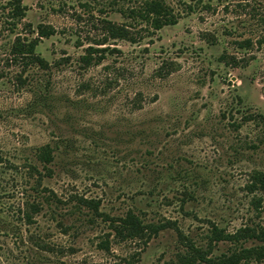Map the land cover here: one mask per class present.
I'll return each mask as SVG.
<instances>
[{
    "label": "rangeland",
    "instance_id": "rangeland-1",
    "mask_svg": "<svg viewBox=\"0 0 264 264\" xmlns=\"http://www.w3.org/2000/svg\"><path fill=\"white\" fill-rule=\"evenodd\" d=\"M8 1L0 264H176L185 246L173 226L148 243L115 235L105 217L129 209L203 247L212 222L264 228V191H251L264 173V0H165L178 22L154 35L129 12L142 0H23L22 19ZM110 22L131 24L136 41L113 37ZM32 41L47 66L31 63ZM90 46L105 49L99 62L83 60ZM45 144L49 164L36 154ZM75 196L101 200L105 217L79 212Z\"/></svg>",
    "mask_w": 264,
    "mask_h": 264
},
{
    "label": "trees",
    "instance_id": "trees-1",
    "mask_svg": "<svg viewBox=\"0 0 264 264\" xmlns=\"http://www.w3.org/2000/svg\"><path fill=\"white\" fill-rule=\"evenodd\" d=\"M1 1V0H0ZM8 4L12 5L11 17L22 19L26 15V5L23 0H9ZM130 14L133 19L145 23L148 28L149 35H154L158 30L166 25H174L178 22V15L175 14L173 8L165 2V0H142L139 8L130 9ZM128 14V16L130 15ZM112 23V22H110ZM131 24L116 25L111 24L110 32L113 37H120L136 41L131 35L128 26ZM132 26V25H131ZM55 33L54 29L44 30L39 29L40 37H48ZM37 42L27 44V52L32 57L31 63H37L39 66H47V61L36 54ZM105 49L88 48V54L83 56V60L87 64L99 62L103 56L94 58V52L104 51ZM37 158L44 164H49L54 160V148L50 144H45L37 149ZM264 191V173L257 172L253 175V185L251 191ZM48 197V196H47ZM75 209L79 212L84 209H89L98 216H104L105 213L100 211L101 200L95 198H87L84 196H75ZM64 202L63 200H58ZM32 209L35 212L40 211L41 205L33 203ZM107 221L117 237L121 240L140 238L146 243L151 238L158 235L162 230L173 226L179 236L183 240L185 250L178 254L176 264H197L200 262L207 264H240L242 262H264V228L261 226L244 225L238 227L234 231H228L226 228L212 222L206 247L198 245L194 239L183 234L179 227L170 221L161 223L145 222L135 211L129 209L124 217L113 218L106 216ZM230 242L232 248L229 252H223L219 255H213L216 245L221 242ZM253 241L251 245H246L247 242ZM104 249H109V240L105 239L100 244Z\"/></svg>",
    "mask_w": 264,
    "mask_h": 264
}]
</instances>
